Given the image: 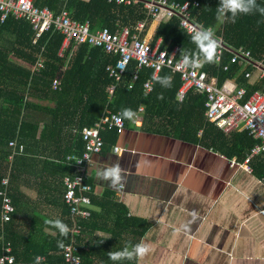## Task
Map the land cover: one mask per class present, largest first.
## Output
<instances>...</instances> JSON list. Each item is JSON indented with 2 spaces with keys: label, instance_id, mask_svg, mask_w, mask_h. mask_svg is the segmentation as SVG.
Here are the masks:
<instances>
[{
  "label": "crops",
  "instance_id": "obj_1",
  "mask_svg": "<svg viewBox=\"0 0 264 264\" xmlns=\"http://www.w3.org/2000/svg\"><path fill=\"white\" fill-rule=\"evenodd\" d=\"M166 20L160 16L152 18L142 39L152 42L159 22ZM157 42L163 44V39ZM249 73L248 82H260L258 89L264 91V77L259 76V70L254 68ZM227 81L238 84L235 77L219 83ZM178 90L176 99L181 100ZM31 100L44 106L54 105L38 98ZM140 105V114L134 121L127 120L117 140L93 154L87 167L85 180L92 186L91 205L89 216L80 219L84 223H77L79 232L75 236L81 264H113L107 253L141 241L150 245L151 251L139 264H264V216L260 213L264 210V173L260 176L240 168L236 162L244 159L233 153L228 155L209 143V139H202L206 123L213 124L204 111L206 123L198 125L194 140L175 134L167 122L166 109L151 112L143 123L145 104ZM1 108L0 103V111ZM27 117L32 123H39L37 136L28 138L30 144L14 137L24 145V150L11 157L12 148L9 140L5 142L0 127V174L4 166L9 167L8 186L14 192L11 231L18 237L16 252L21 255H30L34 243L50 248L58 238V230L46 224V220L59 219L72 227L63 200V177L69 173L63 174L58 166L71 135L62 131L60 143L52 136L41 141L38 136L49 114L30 108ZM183 118L188 121L185 114ZM115 146L121 148L119 152ZM248 152L249 149L245 157ZM117 162L124 169L123 187L119 190L97 176L108 164ZM193 211L198 214L194 222ZM139 220L148 224L144 234ZM2 242L13 257L11 244L4 240V235L1 249ZM43 250L55 254L46 247ZM118 264L137 262L125 260Z\"/></svg>",
  "mask_w": 264,
  "mask_h": 264
},
{
  "label": "trees",
  "instance_id": "obj_2",
  "mask_svg": "<svg viewBox=\"0 0 264 264\" xmlns=\"http://www.w3.org/2000/svg\"><path fill=\"white\" fill-rule=\"evenodd\" d=\"M175 1L190 2L192 0ZM197 1L199 6L190 8L194 20L204 28H213L215 36H222L225 42L222 62H216L218 54L216 53L214 62L203 64L202 71L204 70L209 76L218 77L221 82L226 78L235 77L238 84L246 87L248 92L261 88L260 82L252 84L245 77L246 72H251L254 69L252 65L243 68L239 64H231L227 71H224L223 67L230 64L233 52L240 48L249 51L254 60L264 57V16L259 13L240 15L235 23L230 18H226L221 23L216 19L219 0ZM257 3L264 6V0H257ZM35 4L48 6L55 13L65 5L71 18L80 22L88 21L91 31L108 28L114 32L120 26L133 28L140 20L146 22L144 27L146 30L152 21V17L147 16L141 2L127 6L107 2V0H35ZM34 36L35 31L26 19H16L10 16L4 21H0V103L2 105L0 127L3 129L2 136L5 137V142L16 137L21 139L19 142L30 144L28 138L37 136L39 123H32L28 120L27 111L34 108L46 115L49 114L50 118L42 126V133L38 136L41 141L52 136L55 142L58 138V143H60L62 131L71 135L70 142L63 150L64 155L58 164L63 169V174L74 172L70 165L64 163L65 155L67 153L80 155L83 151L84 141L81 129L84 126L93 125L106 109L121 111L130 108L135 111L140 103H144L143 123L148 120L151 112L158 110L163 112L166 109V112H169L167 122L175 134L184 138H194V140H196L195 131L198 125L206 123L203 116L205 94L189 89L181 100H177L176 93L180 86L179 76L173 75L168 69H162L157 77L172 74L171 87L164 88L155 80L152 89L145 91L143 84L150 78L152 71L144 67L138 69L135 61L128 65L122 80L116 82L114 78L108 77L106 67L115 64L117 57L107 54L102 47H91L84 43L76 47L67 66L62 69L74 44L72 43L69 49L60 56L63 36L59 32L51 29L37 43L33 42ZM159 38L163 39L162 49L168 53H171L174 47L177 48L175 60L180 59L182 49L196 50L191 36L178 27L176 16L159 22L151 46H154ZM43 49L45 68L32 72L31 65L34 64ZM134 73L137 74V79L132 83ZM57 74L61 76V87L55 90L52 87V81ZM130 83L132 86L129 88ZM112 84H116V86L111 94L108 87ZM161 95L163 99L158 98ZM31 98L47 100L54 105L44 106ZM184 114L188 117V121L183 118ZM126 122L127 119H124V123ZM203 133L202 139H209V143H213L221 151H225L228 155L233 153L240 159H244L247 150L255 143V140L248 135V131H234L228 135L211 123H206ZM120 134L117 128L113 127H105L101 130L103 147L115 142ZM38 138L36 140L39 142ZM254 158L251 161L252 170L261 176L264 173V168L261 167V165L264 166V154ZM262 161L263 163H260ZM1 175L11 178L9 167L4 166L0 177ZM7 190L11 198V205H14V192L10 186ZM82 222L83 220H77L78 224H83L84 222ZM139 222L142 225L141 234H144L148 224L140 220ZM11 225L10 220L3 224V233L4 240L11 244L13 264L19 262L35 264L37 256L44 257V262L41 264H67L63 254H60L65 247L59 248L57 242L62 240L66 246L69 240L68 236L64 237L59 234L58 238L50 244V248H47L48 245L43 243H34L30 255H21L16 252L18 237L11 231ZM45 247L53 250L55 254L51 255L45 252L43 250Z\"/></svg>",
  "mask_w": 264,
  "mask_h": 264
},
{
  "label": "built area",
  "instance_id": "obj_3",
  "mask_svg": "<svg viewBox=\"0 0 264 264\" xmlns=\"http://www.w3.org/2000/svg\"><path fill=\"white\" fill-rule=\"evenodd\" d=\"M108 2L122 5H133L141 2L146 10V14L152 18L159 16L167 19L176 16L178 27L183 29L186 34H192L193 29H199L201 24L194 20L191 14V7H198L197 0L177 2L175 0H107ZM220 2V0H219ZM219 6V5H218ZM16 19H26L30 22L35 31L34 43L51 29L59 32L63 36L62 46L59 55L62 56L70 45L74 46L70 50L67 60L62 69L67 66L72 53L79 44H88L91 47H102L107 54L115 55L117 60L115 64L108 65L106 71L108 77H112L116 82H120L128 65L135 61L137 67L152 70L151 79L143 84L145 91L152 89L153 77L158 75L162 69H168L172 74L179 76L180 87L178 98L182 99L189 89L205 94V117L215 124L225 134H230L239 129L248 131L255 143L249 148V152L242 162H236L240 168L252 171L251 161L254 157L264 153V92L256 89L248 92L244 86H238L234 82L219 83L218 77L209 76L206 72L196 68H185L180 65V59L175 60L177 48L171 53L162 49V44L157 42L151 46V42H146L140 36L144 30L146 22L140 20L135 27L120 26L116 31L108 28H102L95 31L90 30L88 21L80 22L71 18L70 12L65 5L55 13L48 6H38L35 0H0V21L8 17ZM219 39V49L216 58L217 63L222 62L225 42L222 36ZM43 51L31 65L32 72L40 71L45 68V59ZM231 64H239L246 67L252 65L259 70V76L264 77V57L260 60H254L251 53L243 48L236 49L230 60V64L223 67L227 71ZM250 76L249 72L245 73ZM133 80L137 79V74H133ZM132 80V81H133ZM116 84L109 85L108 91L114 92ZM52 87L55 90L61 87V76L57 74L53 77ZM131 87V83L128 85ZM143 110L140 105L136 111L137 115ZM120 110L106 109L104 114L91 126H84L81 129L82 139L84 141L83 151L80 155L70 153L65 156V162L72 165L73 174H67L63 177V200L68 207L69 215L72 221V227L69 242L63 251V256L67 264H80L81 257L79 247L75 236L79 232L77 220L86 219L89 216V207L91 205L92 186L85 180L87 167L93 154L99 153L103 147V137L101 130L107 128H117L121 133L124 130V119L117 122ZM12 151L10 157L18 151L24 150L22 143H17L15 139L8 141ZM115 151L119 152L120 147L115 146ZM118 149V150H117ZM8 176L0 178V241L3 240V224L10 220V214L13 212V206L8 195ZM260 213L264 216V210ZM10 249L7 244L2 242V254L0 255V264H13L14 259L10 255Z\"/></svg>",
  "mask_w": 264,
  "mask_h": 264
},
{
  "label": "clouds",
  "instance_id": "obj_4",
  "mask_svg": "<svg viewBox=\"0 0 264 264\" xmlns=\"http://www.w3.org/2000/svg\"><path fill=\"white\" fill-rule=\"evenodd\" d=\"M108 2V1H107ZM254 13H259L261 16H264V6H260L257 3V0H220L219 6L216 8V19L219 22H224L226 18H230L233 23L236 22V19L240 15H250ZM191 41L196 46L195 51H186L182 49L180 54V65L185 68L196 69L201 67L205 63H212L216 57L217 49L219 47V39L215 36L213 28L200 27L199 29H193L191 34ZM176 75V74H175ZM162 87L169 88L171 87L172 77H153ZM133 83V81H132ZM131 83V86H132ZM264 92V91H263ZM163 99L161 95L158 97ZM137 113L130 108H125L121 110L117 122L121 119H127L129 121H134ZM18 141L16 138H12ZM11 140V139H10ZM118 150V149H117ZM19 152L16 150L15 153ZM14 153V154H15ZM70 154V153H67ZM66 154V155H67ZM65 155V156H66ZM64 163L65 157H64ZM72 167L71 164L66 163ZM73 168V167H72ZM124 169H122L119 162L115 164H108L101 171L97 173L98 178L109 181V186L113 189L119 190L123 187L122 180ZM73 174V173H72ZM193 222L197 219V212L193 211L191 213ZM46 224L50 225L52 228L58 230L61 236L67 237L71 229L63 221L56 220H46ZM57 246L61 249L65 247L64 242L58 241ZM150 245L141 241L135 245L126 246L122 250L111 251L107 253L108 258L113 264H118L121 261H133L135 260L137 264L150 253ZM43 257H35V264H41ZM81 263V262H80Z\"/></svg>",
  "mask_w": 264,
  "mask_h": 264
}]
</instances>
